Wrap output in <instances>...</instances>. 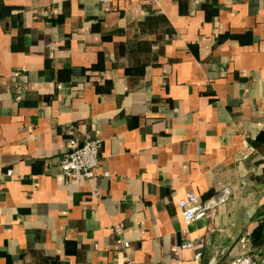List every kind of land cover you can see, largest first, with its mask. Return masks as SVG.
Instances as JSON below:
<instances>
[{
    "label": "crops",
    "instance_id": "0c3cea01",
    "mask_svg": "<svg viewBox=\"0 0 264 264\" xmlns=\"http://www.w3.org/2000/svg\"><path fill=\"white\" fill-rule=\"evenodd\" d=\"M225 187L196 262L179 202ZM261 219L264 0H0V264H232Z\"/></svg>",
    "mask_w": 264,
    "mask_h": 264
},
{
    "label": "built area",
    "instance_id": "2783aa9c",
    "mask_svg": "<svg viewBox=\"0 0 264 264\" xmlns=\"http://www.w3.org/2000/svg\"><path fill=\"white\" fill-rule=\"evenodd\" d=\"M145 3L155 5L157 0H144ZM19 101L20 98L18 97ZM71 127V132L74 130ZM101 146L102 142L98 138H87L84 142H80L78 138H72L66 141V148L61 154L60 167L63 175L71 180H93L97 177L98 170L101 167ZM232 196V189L225 187L221 192L217 193L209 200L200 202L195 193H188L186 197L179 202V207L184 220V230L182 232L183 241L182 250L195 251V261L199 262L202 258V252L199 245L191 237L190 227L196 221L203 217H209L216 209L229 202ZM119 232V231H117ZM251 233L246 234L242 239L244 243V254L236 259L232 264H264V245L260 252L253 253L251 251ZM124 251L129 249V243L119 241ZM126 264H134L128 261Z\"/></svg>",
    "mask_w": 264,
    "mask_h": 264
},
{
    "label": "trees",
    "instance_id": "16d2710c",
    "mask_svg": "<svg viewBox=\"0 0 264 264\" xmlns=\"http://www.w3.org/2000/svg\"><path fill=\"white\" fill-rule=\"evenodd\" d=\"M264 245V219L260 220L257 228L252 232V250L257 251Z\"/></svg>",
    "mask_w": 264,
    "mask_h": 264
},
{
    "label": "rangeland",
    "instance_id": "374dc122",
    "mask_svg": "<svg viewBox=\"0 0 264 264\" xmlns=\"http://www.w3.org/2000/svg\"><path fill=\"white\" fill-rule=\"evenodd\" d=\"M249 233H251V232H249ZM248 234V233H247ZM251 237H252V233H251Z\"/></svg>",
    "mask_w": 264,
    "mask_h": 264
}]
</instances>
